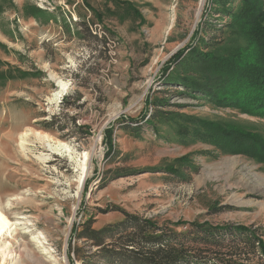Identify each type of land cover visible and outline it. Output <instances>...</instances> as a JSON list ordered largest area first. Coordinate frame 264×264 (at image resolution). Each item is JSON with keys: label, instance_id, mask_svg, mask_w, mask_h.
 I'll return each mask as SVG.
<instances>
[{"label": "rangeland", "instance_id": "1", "mask_svg": "<svg viewBox=\"0 0 264 264\" xmlns=\"http://www.w3.org/2000/svg\"><path fill=\"white\" fill-rule=\"evenodd\" d=\"M209 2L0 0V212L11 224L0 248L11 255L7 264H142L128 255L126 236L144 220L173 230L170 237L187 246L183 264L211 260L215 246L192 239L208 227L247 228L264 246V164L187 135L195 119L262 138L264 117L183 93L162 78L190 43L200 51L225 39L237 44L230 18ZM155 110L172 119L154 120ZM48 143L92 155L86 177L80 181L65 157L55 156L60 168L43 167L36 156ZM88 227L105 230L100 242ZM217 232L245 243L242 231ZM256 246L246 264H264Z\"/></svg>", "mask_w": 264, "mask_h": 264}, {"label": "trees", "instance_id": "2", "mask_svg": "<svg viewBox=\"0 0 264 264\" xmlns=\"http://www.w3.org/2000/svg\"><path fill=\"white\" fill-rule=\"evenodd\" d=\"M234 1L237 4H234ZM209 3L211 7L217 5L219 12L223 11L228 15L230 21L226 27L231 30L232 40L233 35L236 37L237 44L226 42L225 39L216 42L215 49L200 51L190 43L173 55L162 71V78L164 77L167 83L184 87L183 93L203 94L209 96L211 103L218 106L234 107L242 113L264 117V0H210ZM207 9L208 7L205 11ZM199 33H194L192 42L198 38ZM170 65L173 66L172 73L164 76ZM5 78L0 74V81ZM176 93L183 94L181 91ZM155 100L157 103L164 102L163 97ZM153 118L164 122L172 119L162 110H155ZM151 122L148 121L147 124ZM191 123L193 128L190 125L191 131L188 132V129L187 135L217 145L229 154H246L264 164V137L261 138L238 126L219 125L195 119ZM108 148L111 150V144ZM191 226L201 228L204 225ZM134 227L135 230L132 229L126 236L130 257L137 258L142 264L184 263L187 246L183 245L181 240L170 237L173 230L156 226L150 220H144L140 225L134 224ZM87 230L89 236L98 242L101 241L99 236L105 231L92 230L90 227ZM220 230L242 231L245 243L225 241L219 237L220 233L217 231ZM203 231L204 235L197 234L192 239L203 245L215 246L211 248L215 251L211 254L208 264H246V253L249 251L255 254L258 251L256 243L264 258V246L247 228L228 224L204 228ZM201 251L210 252L208 248Z\"/></svg>", "mask_w": 264, "mask_h": 264}, {"label": "bare ground", "instance_id": "3", "mask_svg": "<svg viewBox=\"0 0 264 264\" xmlns=\"http://www.w3.org/2000/svg\"><path fill=\"white\" fill-rule=\"evenodd\" d=\"M60 88L61 89L58 91V93L55 94L57 98H60L64 94V87L60 85ZM28 136H29L28 132H24L20 136L19 145L23 152H25V150L27 149ZM61 144L53 145L48 143L47 145L44 146V148L46 149L45 150L46 153L41 152L38 156H36V159L39 161L41 165H43V167L44 166L47 167V165L49 164L55 167L57 166V168H60L61 165L56 163L57 160L55 161V156L65 157L68 159L70 164L73 165V167L76 169V172H79V177L81 181L86 177L88 173L89 163L91 161L92 155L85 153L82 155V157L78 156L72 149L69 150L66 144L65 145H61ZM58 180L59 179H57V182ZM10 227H11L10 222L0 212V238L9 232ZM0 257H1L0 264H7V262L11 260V255L6 254V250L4 249V247L0 248Z\"/></svg>", "mask_w": 264, "mask_h": 264}]
</instances>
